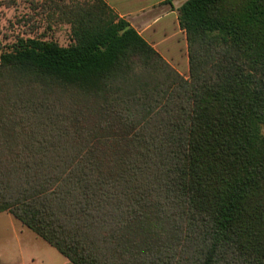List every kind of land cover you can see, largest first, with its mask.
I'll use <instances>...</instances> for the list:
<instances>
[{"label": "trees", "instance_id": "16d2710c", "mask_svg": "<svg viewBox=\"0 0 264 264\" xmlns=\"http://www.w3.org/2000/svg\"><path fill=\"white\" fill-rule=\"evenodd\" d=\"M52 2L71 43L0 54V213L74 264H264V0L179 7L188 78L104 0ZM29 83L75 92L86 125L37 130Z\"/></svg>", "mask_w": 264, "mask_h": 264}, {"label": "rangeland", "instance_id": "374dc122", "mask_svg": "<svg viewBox=\"0 0 264 264\" xmlns=\"http://www.w3.org/2000/svg\"><path fill=\"white\" fill-rule=\"evenodd\" d=\"M43 1L45 0H17L14 6H2L0 8V54L3 50L10 49L18 36H38L53 39L64 46L71 43L70 25L59 20L57 15L49 17V13L52 12L51 9L46 12L38 7ZM46 1H48V5H52V1L69 4L85 0ZM182 75L188 78L189 70ZM13 84L2 79L0 81L2 89L0 95L10 91V85L13 88H11V93L14 94L15 87ZM19 92L27 102L34 105V114L29 116L31 121L41 126L35 127L40 132L44 130L58 134L69 131L71 134H76V130L71 126L77 128L86 125L84 118L79 116L78 105L83 99L77 98L75 92H71L69 89L29 83L28 87L20 88ZM93 101H97V99L94 98ZM5 104H7L6 98L0 97V105ZM17 113L18 110L15 106L8 108L5 112L6 121L10 119L11 122V119H17ZM52 122L57 123L59 127H53ZM262 131L264 132V127ZM6 147V144L4 147L0 146V150L4 149L3 151L10 152L5 149ZM108 148L104 144L98 145L100 150ZM167 233H169V229ZM48 248L50 245L20 220L10 213H0V264H21L23 261L27 264H35V262L39 264V259L32 261V255L35 254L42 255L45 262L59 264L54 256L48 252Z\"/></svg>", "mask_w": 264, "mask_h": 264}, {"label": "crops", "instance_id": "0c3cea01", "mask_svg": "<svg viewBox=\"0 0 264 264\" xmlns=\"http://www.w3.org/2000/svg\"><path fill=\"white\" fill-rule=\"evenodd\" d=\"M104 1L120 17L126 19L181 74L189 70L187 37L179 24L178 14L179 7L187 0ZM48 249L59 264H74L53 246L50 245ZM32 256V261L39 259V264H50L45 262L42 255ZM21 264L27 263L23 261Z\"/></svg>", "mask_w": 264, "mask_h": 264}]
</instances>
